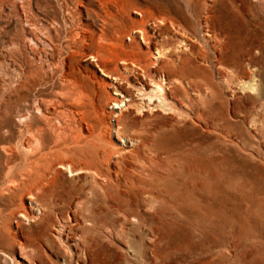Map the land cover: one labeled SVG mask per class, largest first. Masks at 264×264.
<instances>
[{"label":"rangeland","instance_id":"1","mask_svg":"<svg viewBox=\"0 0 264 264\" xmlns=\"http://www.w3.org/2000/svg\"><path fill=\"white\" fill-rule=\"evenodd\" d=\"M115 1L126 21L135 13L167 26L170 15L194 31L195 47L184 48L176 63L174 105L125 110L130 117L123 120L122 132L140 137V150L98 144L103 184L96 175L77 179L55 172L43 186H33V198L43 209L35 221L16 222L22 199L27 209L26 187L11 181L7 168L1 170L0 153V264H77L89 236L98 239L103 264H264V0ZM4 2L0 76L12 74L8 57L24 62L26 54L24 47L8 50L22 29L17 21L10 23ZM41 16L59 17L52 9ZM207 26L214 31L212 41L205 38ZM58 58L54 49L42 63L56 61L57 66ZM251 61L259 63L258 70ZM84 65L80 58L76 66ZM44 72L52 84L56 69ZM88 74L83 126L87 130L92 123L110 139L115 126L105 104L110 90ZM253 79L257 89L250 86ZM130 198L146 201L141 223L125 219L136 211ZM152 198L158 200L154 210L148 203Z\"/></svg>","mask_w":264,"mask_h":264},{"label":"bare ground","instance_id":"2","mask_svg":"<svg viewBox=\"0 0 264 264\" xmlns=\"http://www.w3.org/2000/svg\"><path fill=\"white\" fill-rule=\"evenodd\" d=\"M6 2L5 15L10 23L15 20L22 29L9 42L8 50L26 49L25 61L16 62L8 57L12 74L5 72L0 76V153L4 157L1 170L7 168L8 173H12L11 181L23 184L28 197L27 209L23 199L18 205L21 207L16 219L18 223L20 219L29 222L41 217L43 209L33 198V186H43V179L48 181L55 172L65 176L70 173L77 179L82 174L96 175L94 179L103 184L99 177H106V172L100 163L98 144L106 143L127 151L131 148L140 150V137L122 132L123 120L130 117L125 110L147 108L151 111L174 105L172 85L179 76L176 63L184 48L195 47L192 41L195 35L187 23L170 15L166 17L167 26H162L157 20L138 19L135 13L128 18L131 21H126V15L115 0ZM47 9H52L59 17H42ZM137 13L143 15L142 12ZM206 30L205 38L212 41L214 31L210 26ZM55 37H58L55 46L47 47ZM217 43L215 41L213 48ZM54 49L59 56L57 66L56 61L43 64L42 56H52ZM216 57L215 52L213 58ZM80 58L85 61L81 67L76 66ZM252 62L250 65L258 70L259 63ZM53 68L57 78L50 84L44 70ZM166 69L170 72L164 75ZM136 71H142L140 76L135 75ZM88 73L94 74L105 90H110L105 91V104H108L111 120H115L110 139L102 128L97 129L92 123L87 130L83 126L89 112L87 104L81 101L85 96L84 86L91 78ZM98 73L100 77L96 76ZM250 86L257 89L259 83L255 81ZM90 135H94L97 141L88 143ZM148 140H142V146L147 145ZM20 151L27 155H21ZM20 167H23L22 171ZM15 168L17 171L13 172ZM152 199L147 202L154 210L158 200ZM129 201L136 211L125 215V219L130 221L134 218L141 223L139 216L141 212L145 214L142 203L146 201L139 203L134 198ZM86 239L76 263L103 264L105 259L97 250L101 246L98 239L90 236Z\"/></svg>","mask_w":264,"mask_h":264}]
</instances>
